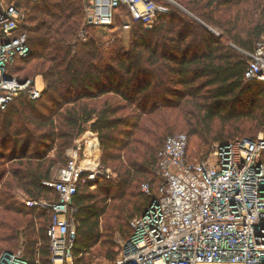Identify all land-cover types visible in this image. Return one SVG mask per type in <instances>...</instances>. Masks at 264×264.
<instances>
[{"label":"trees","instance_id":"1","mask_svg":"<svg viewBox=\"0 0 264 264\" xmlns=\"http://www.w3.org/2000/svg\"><path fill=\"white\" fill-rule=\"evenodd\" d=\"M174 2L153 30L134 24L129 50L115 39L103 48L94 28L85 27L89 38L81 40L82 0L23 3L32 56L10 74L40 77L45 89L38 100L20 97L0 109V168L16 162L0 191V256L22 251L29 264H51L53 214L21 203L16 191L59 203L60 194L45 183L55 180L57 166L67 167L68 150L88 131L101 143L104 171L111 169L117 182L105 174L96 191L78 184L75 264L115 262L120 251L113 241L132 237L130 222L158 195L155 168L170 136L187 133L194 162L192 138L203 161L215 144L256 140L264 132V83L245 79V53L264 37V0ZM91 139L87 151L96 150L99 160L98 141ZM145 183L152 196L143 193Z\"/></svg>","mask_w":264,"mask_h":264},{"label":"built area","instance_id":"2","mask_svg":"<svg viewBox=\"0 0 264 264\" xmlns=\"http://www.w3.org/2000/svg\"><path fill=\"white\" fill-rule=\"evenodd\" d=\"M0 0V109L16 99L41 98L37 78L21 80L10 71L18 61L32 56L27 33L25 2ZM166 1V0H164ZM87 28L114 32L115 20L125 30L141 23L153 30L169 7L158 0H82ZM112 30V31H111ZM103 33V32H102ZM86 31L82 32V39ZM248 57L247 81L264 83V37ZM98 141V138L96 139ZM190 137L170 136L158 155L157 196L144 215L130 222L132 237L112 264H264V137L215 144L203 161L191 162ZM101 147V145H100ZM99 149V142H98ZM57 179L45 183L60 194V202L34 201L31 207L49 209L53 221L47 231L51 264H75L78 209L73 205L80 181L98 188L101 172L82 178L78 150ZM108 170L103 175L111 178ZM112 180V178H111ZM90 184V183H92ZM143 193L152 196L149 184ZM0 264H29L22 251L4 252ZM36 264H40L37 260Z\"/></svg>","mask_w":264,"mask_h":264},{"label":"rangeland","instance_id":"3","mask_svg":"<svg viewBox=\"0 0 264 264\" xmlns=\"http://www.w3.org/2000/svg\"><path fill=\"white\" fill-rule=\"evenodd\" d=\"M167 3L169 5H173V3H175V2H174V0H166V1H164V4H167ZM169 9H170V7H169ZM83 22H84V27H83L84 29L81 31V35L80 36H81V40L83 42H86V41H88V38H89V36L87 35V33H86V37L82 39V32L83 31H86V28H85L86 27L85 18H84V21ZM115 24H116V27H113V28H115L114 29V32H112V33L109 32L108 34H106L104 31H100L99 29H97V30L95 29L93 31V32H95V33H93L94 36L95 35L96 36L98 35L99 38H102L103 42L106 44L105 45L101 41L102 44H103L102 47L105 48V49H108V47H112V46H110L111 45L110 44L111 43L110 40L115 39V40H118L119 45L121 44L122 47H124L125 50H129L130 49L131 42H132V32H133V26H134V24L130 27L129 30H125L123 27H121V26H123V21H121V20H117V21L115 20ZM214 32L216 34L220 35V33H218L216 30H214ZM30 78H34V76H32ZM37 83H38V86L40 88L43 86V84H45L43 82V79L40 78V77L37 78ZM14 105L17 106V103H15ZM184 134H187V133L184 132ZM94 135L95 134H93L92 132L88 131L79 140H77V142L75 143V145H74L73 148H71V149L68 150L66 156H67V158H68V160L70 162V160H71L69 158L70 151H72L73 149L78 150V154L80 156V162H79V164L82 167H83V165H85V161L86 160H87L86 161V164H88V161H90V160L92 161L91 164H89L87 166L85 165L87 167L86 168V170H87L86 172H88L89 175H92L95 171H97V172L99 171L103 175V173H104V168L102 166V156H103V153H102V148L100 147L101 143H100L99 139H98V142H99V149H98L99 150V160H98V154H97V151L96 150L93 149L91 152L90 151H87V146L89 145V143L92 140L91 138H93V140H95V137L98 138L97 136H94ZM260 137H264V132L258 133L255 136V138H253V139H258ZM244 139L249 140V139H252V138H244ZM244 139L241 138L240 140H244ZM196 144H197V139L192 138L191 139V145H190V153H191L190 156L192 155V158H193V161L194 162L200 161L199 159L202 158V156L200 157V156L197 155ZM55 152L56 151L54 150L50 154V156L53 157L54 154H55ZM15 164H16V162H14V161H10V160L3 161L2 167L0 168V172H3L2 176L0 177V180H1L0 181V191L2 190L4 183L9 178V172L11 170V167L12 166H15ZM62 169H63V166H57L53 178L57 179L58 176H59V173H60V171ZM107 170L110 172L109 174H110V176H111V178L113 180V183H114L113 185L115 186L116 185V182H117V175L111 169H107ZM99 176H101V175H98V177ZM90 184L94 185L93 182L90 183ZM102 186H105V184L102 183L101 184V187ZM98 188H95L94 187V188H90V189L93 190V191H96ZM15 196H16V198H17L18 201H20L21 203H24L28 207H31L30 206V203L32 204L34 202V201L30 200L27 197V195L23 191H21V190H17ZM41 201H44V199L41 200ZM41 201H37V202H41ZM39 208L42 209V207H39ZM106 240H108V239H106ZM106 240H105V242H106ZM113 242L117 245V249L116 250H119L121 252L122 249H123V246L125 245L126 240H123V239H121V238L118 237V238H115V240ZM110 244H112L111 241H109V245ZM109 245L107 244L106 246L108 247ZM97 250H103V249L101 247H97V248L94 249V251H97ZM94 264H112V263L109 262V261H107V260H105L103 257H100V258L94 260Z\"/></svg>","mask_w":264,"mask_h":264},{"label":"bare ground","instance_id":"4","mask_svg":"<svg viewBox=\"0 0 264 264\" xmlns=\"http://www.w3.org/2000/svg\"><path fill=\"white\" fill-rule=\"evenodd\" d=\"M84 168H86L84 165H83Z\"/></svg>","mask_w":264,"mask_h":264},{"label":"crops","instance_id":"5","mask_svg":"<svg viewBox=\"0 0 264 264\" xmlns=\"http://www.w3.org/2000/svg\"><path fill=\"white\" fill-rule=\"evenodd\" d=\"M94 136H96V135H94ZM95 139H97V138L95 137Z\"/></svg>","mask_w":264,"mask_h":264}]
</instances>
